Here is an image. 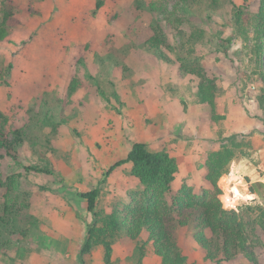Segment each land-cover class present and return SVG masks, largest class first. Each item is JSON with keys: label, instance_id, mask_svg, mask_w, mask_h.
I'll return each instance as SVG.
<instances>
[{"label": "rangeland", "instance_id": "obj_1", "mask_svg": "<svg viewBox=\"0 0 264 264\" xmlns=\"http://www.w3.org/2000/svg\"><path fill=\"white\" fill-rule=\"evenodd\" d=\"M143 1L155 4L157 11L138 10L136 0H0L1 8L12 9L13 24L9 38L0 43V129L11 133L20 128L35 135L44 99L54 104L63 100L65 114L72 116L54 134L53 151L45 150L46 158L26 140L19 149L23 166L9 160L2 169L4 178H16V192L29 201L39 223L28 241L16 243L14 238L0 249V264H80L93 219L78 193L100 187V202L108 206L140 189L129 174L130 164L106 175L135 142L167 150L178 163L175 190L187 183L197 194L209 188L203 164L207 156L231 141L242 143L230 172L221 178V201L225 209L236 211L253 200L264 205V55L259 61L253 35L245 45L236 34L229 2L210 13H202L198 3L200 16H188L181 0ZM233 2L252 14L259 11L260 0ZM154 23L178 49L189 35L205 31L204 38L187 48L203 56L209 77L217 80L214 108L199 103V79L180 75L177 53L165 49L173 61L168 63L143 49ZM179 53L184 56V51ZM105 66L112 67L110 73ZM88 76L108 97L101 96ZM74 80L79 87L72 93ZM114 88L120 103L112 95ZM47 109L42 113L61 112ZM46 165L58 178L26 169ZM235 187L240 194L231 202ZM179 235L190 262L209 264L187 229H180ZM257 235L256 254L264 264V231ZM19 246L32 250L24 260L17 255ZM102 255L101 249L94 250L86 262L103 264ZM114 259L116 264H163L135 245L115 244ZM232 264L251 263L241 257Z\"/></svg>", "mask_w": 264, "mask_h": 264}, {"label": "trees", "instance_id": "obj_2", "mask_svg": "<svg viewBox=\"0 0 264 264\" xmlns=\"http://www.w3.org/2000/svg\"><path fill=\"white\" fill-rule=\"evenodd\" d=\"M183 14L200 16L195 11L199 3L204 7L202 13L213 12L212 8H220L229 2L233 6L232 23L236 34L246 45L251 40V34L256 47L257 58L260 61L264 55V0H260L259 11L252 14L247 7L237 6L233 0H181ZM102 2L97 4L100 9ZM138 10L145 9L151 13L157 11L156 5L143 0H136ZM200 14V12H199ZM202 17V16H201ZM12 9L0 7V43L9 38L12 30ZM171 18L167 16V20ZM172 21V20H171ZM179 24L181 23L180 20ZM205 31L200 29L188 36L186 42L173 46L162 28L156 23L151 26V34L143 43L146 52L162 61L172 63L165 49L178 54V71L181 76H194L199 79L197 97L199 103L214 108L219 92L216 78H210L203 64V56H196L193 48H187L191 42L204 38ZM230 41V40H229ZM227 42V41H224ZM223 46V45H222ZM184 51V56L179 52ZM108 73L111 66H105ZM4 70L0 67V76ZM90 80L98 87L103 97L107 92L93 76ZM79 87L74 80L70 92ZM112 95L121 101L120 94L114 88ZM42 102V101H41ZM43 103V102H42ZM264 109V98L260 100ZM63 100L57 104L44 99L42 110L47 107L58 108L60 114L39 111V125L36 134L31 135L25 130L17 128L11 133L0 129V190L5 194L0 196V249L9 247L15 238L16 243L28 241L38 227L37 218L30 213V203L16 192V178L3 177L2 169L7 161L23 166L19 160V149L26 140L36 147V152L46 158L45 150L53 151V136L59 132L61 126L71 121V115L65 114L62 108ZM3 114L0 111V121ZM51 128L47 134L45 128ZM242 143L231 141L222 150L210 153L204 166L207 168L205 181L208 189L200 194L184 183L179 190H175L174 182L178 172L176 158L165 150H150L143 142H135L125 159L111 166L106 175H110L116 168L130 164L129 174L141 184L138 190L128 192L126 198L117 197L108 205L100 202V187L87 192H79L78 196L86 201L87 211L92 216V223L88 226L85 242L79 254L80 264H88L86 256L94 250H102L103 264H116L115 244L124 246L135 245L143 255L152 253L162 260L163 264H198L190 262L188 256L179 245L180 229H187L195 239L204 260L209 264H232L243 257L251 264H259L256 248L260 238L257 233L264 231V205L258 200L242 203L239 211L224 208L220 196L221 178L230 172L232 161L237 157ZM29 171L42 173L58 178L48 165L45 167L29 166ZM234 206V203H229ZM32 253L31 248L19 246L17 255L26 259Z\"/></svg>", "mask_w": 264, "mask_h": 264}, {"label": "bare ground", "instance_id": "obj_3", "mask_svg": "<svg viewBox=\"0 0 264 264\" xmlns=\"http://www.w3.org/2000/svg\"><path fill=\"white\" fill-rule=\"evenodd\" d=\"M233 192H235V197H236V199L233 200V199H230V198H229V201H231V202H232V201H235V202H236V200H238V196H239L240 193H239L238 188H236V187L233 188Z\"/></svg>", "mask_w": 264, "mask_h": 264}]
</instances>
